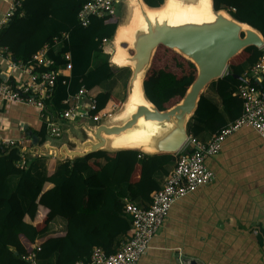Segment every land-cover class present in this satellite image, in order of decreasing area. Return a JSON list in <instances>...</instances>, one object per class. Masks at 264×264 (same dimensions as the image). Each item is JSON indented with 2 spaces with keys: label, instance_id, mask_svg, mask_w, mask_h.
I'll use <instances>...</instances> for the list:
<instances>
[{
  "label": "trees",
  "instance_id": "obj_1",
  "mask_svg": "<svg viewBox=\"0 0 264 264\" xmlns=\"http://www.w3.org/2000/svg\"><path fill=\"white\" fill-rule=\"evenodd\" d=\"M19 1L20 7L0 26V47L6 48L12 58L26 61L54 36L69 32V40L61 51L71 52L72 69L68 76H57L50 98L53 110L60 112L67 107L63 101L80 88L89 89L111 77L113 70L108 60L95 68H91V60L95 52L104 51L101 40L112 37L119 21L117 15L92 17L83 27L77 22L83 0ZM144 1L150 6L163 2ZM213 1L216 9H227L234 18L257 28L264 36V0ZM107 52L109 56V48ZM260 53L251 45L228 61L225 74L211 82L220 97L222 111L202 94L187 126L188 135L197 137L203 131L213 134L240 116L243 102L234 92L242 80L233 74L242 76ZM59 54L49 52L55 70L64 65ZM195 75L196 68L190 61L159 46L143 81L145 93L158 109H166L183 96ZM114 101L110 92H99L93 112L110 110ZM46 131L45 121L33 129L41 141L45 140ZM188 152L187 149L178 154ZM175 157L168 153L145 155L138 150H99L72 161H60L52 172L43 174L38 158L21 155L16 147L0 145V264H27L22 256L30 253L36 237L47 230L55 216L66 220V230L62 236L37 243L41 247L37 257L43 264L86 261L95 246H101L106 253L114 252L122 237L130 234V218L124 212L123 199L147 205L150 194L161 184L155 173L167 175L166 166ZM22 160L26 168L16 165ZM45 182L52 186L43 190ZM39 206L47 209L42 220L36 224L25 221V216L34 219ZM55 252L53 263L49 258Z\"/></svg>",
  "mask_w": 264,
  "mask_h": 264
},
{
  "label": "crops",
  "instance_id": "obj_2",
  "mask_svg": "<svg viewBox=\"0 0 264 264\" xmlns=\"http://www.w3.org/2000/svg\"><path fill=\"white\" fill-rule=\"evenodd\" d=\"M5 5L0 1V20ZM106 55L95 52L91 68L108 60ZM4 69L5 64L0 61V70ZM112 70L110 78L89 89L96 95L110 92L115 99L121 98L115 89L117 76L123 71ZM206 97L222 111L215 87ZM116 105L112 102L110 108ZM24 107L27 106L0 102V134L19 136V130L35 134L33 129L40 126L41 119L35 109ZM211 135L203 131L197 137L207 140ZM44 158V163L37 162L43 174L52 172L60 162L54 157ZM206 163L215 174L214 180L174 202L139 264H180L179 259H195L202 264H264V142L251 127L243 125L226 138L221 151L207 158ZM172 167L166 166L168 172ZM165 176L160 171L155 173L159 183ZM51 186L45 182L43 190ZM46 212L45 207L39 206L33 220L28 216L24 220L39 223ZM65 230L66 220L55 216L47 230L36 237L35 244L62 236ZM56 258L55 252L49 260L54 263ZM43 263L40 259L39 264Z\"/></svg>",
  "mask_w": 264,
  "mask_h": 264
},
{
  "label": "built area",
  "instance_id": "obj_3",
  "mask_svg": "<svg viewBox=\"0 0 264 264\" xmlns=\"http://www.w3.org/2000/svg\"><path fill=\"white\" fill-rule=\"evenodd\" d=\"M0 1L6 4L5 13L0 20L1 26L8 21L21 3L19 0ZM122 2L123 0H83L81 10L77 14V22L85 27L92 17L114 15ZM68 38V32L54 36L51 42L44 44L26 61L12 58L6 48L0 47V61L5 64V69L0 71L6 73L5 79L0 77V102L4 105H24L35 109L41 120L45 121L47 131L54 135L47 138L52 141L65 136L67 128L62 127L63 123L84 119L98 121L109 116L114 110L113 107L94 113L95 95L84 87L63 101L67 107L60 112L52 109L50 98L55 91L57 76L59 74L68 76L72 68L70 52L61 51ZM106 42L107 38H103L102 43ZM259 49L261 50L259 57L245 70L243 80L234 92L243 102L240 116L221 127L207 140L189 135L186 145L181 149V151L188 149L189 152L179 154L160 187L150 194L147 205L129 198L123 199L124 212L130 218V234L120 240L117 249L106 253L103 248L95 246L88 260H81L76 264H139L174 202L197 187L205 186L214 180L215 174L208 168L206 160L221 151L227 137L246 125L264 142V45ZM50 50L54 54L60 53L59 56L64 61V65L56 70L52 68ZM19 132L20 135L16 137L0 134V145L4 148L16 147L21 155H25L21 151L29 147L33 139L24 133V130ZM29 155L26 154L31 158ZM18 165L20 168L27 167L23 160L18 161ZM40 249L39 244H33L30 253L22 256V259L27 264H39L37 252Z\"/></svg>",
  "mask_w": 264,
  "mask_h": 264
},
{
  "label": "water",
  "instance_id": "obj_4",
  "mask_svg": "<svg viewBox=\"0 0 264 264\" xmlns=\"http://www.w3.org/2000/svg\"><path fill=\"white\" fill-rule=\"evenodd\" d=\"M139 1L144 7L150 9L161 7L160 5L164 3L163 0L159 6H150L144 0ZM123 3L126 5V0H123ZM210 7L212 15L205 18H173L157 13L149 15L146 11L141 12L142 23L135 26L130 31L127 42L122 43L126 53L128 51L130 54V65H124V67L131 69V75L126 96L118 110L98 121L85 119L71 121L74 129L84 133V139L73 135L67 128L66 140L56 145H51L50 141L39 144V137L28 132L33 141L21 153H29L31 158L34 157L31 153L48 154L59 161L65 159L72 161L99 150L107 152L138 150L145 155L179 153L188 139V122L198 108L204 89L225 74L231 58L248 46L261 48L264 45V36L257 28L237 20L227 9H216L213 0H210ZM115 31L110 43L114 40ZM159 46H164L181 55L196 68V75L183 96L163 110L158 109L147 97L143 85ZM108 63L113 69L123 68L111 62L110 57ZM233 76L242 80L239 75L233 74ZM0 77L5 79L6 73L0 71ZM136 95L145 98L150 109L139 104L125 119L111 120L118 114L126 100ZM140 117H143L145 131L141 136H137L136 144L113 146L111 138L135 126ZM189 264H197V261L191 259Z\"/></svg>",
  "mask_w": 264,
  "mask_h": 264
},
{
  "label": "bare ground",
  "instance_id": "obj_5",
  "mask_svg": "<svg viewBox=\"0 0 264 264\" xmlns=\"http://www.w3.org/2000/svg\"><path fill=\"white\" fill-rule=\"evenodd\" d=\"M161 7L150 9L144 7L139 0H126V7L128 13L124 16L118 24L114 40L109 45L110 60L118 66H129V56L126 53V48L122 45L123 42H127L130 31L137 25L142 23L141 12L145 11L149 15L157 13L161 16L173 17V18H186V17H209L212 15L210 11V0H164ZM214 16V14H213ZM142 104L145 107H149L148 101L141 96L129 97L126 103L120 109L116 116H113L111 120H123L127 116L131 115L135 111V107ZM150 109V107H149ZM143 117H140L135 126L127 131L122 132L119 135H115L111 138V144L113 146H131L136 144L137 136H141L144 131V125L142 123Z\"/></svg>",
  "mask_w": 264,
  "mask_h": 264
},
{
  "label": "rangeland",
  "instance_id": "obj_6",
  "mask_svg": "<svg viewBox=\"0 0 264 264\" xmlns=\"http://www.w3.org/2000/svg\"><path fill=\"white\" fill-rule=\"evenodd\" d=\"M127 13H128V10H127V7H126V5L123 3V4H121L120 5V8H119V10L117 11V14H118V18H120L119 20H121L124 16H126L127 15ZM106 56H108V55H106ZM248 68V67H247ZM246 68V69H247ZM123 71V72H122ZM122 74H121V76L120 75H118L117 76V79H116V82L118 83V85L116 86V91L115 92H117V94H120L121 95V98H119V97H117L118 99H116V101H114V103H116V104H118V105H116L115 106V109H114V111L113 112H116L117 110H118V108L121 106V103H122V101L124 100V98H125V96H126V93H127V84H128V80H129V77H130V75H131V69L130 68H128V67H123L122 68ZM244 72H245V70H244ZM244 74V73H243ZM242 77V80H243V75L241 76ZM122 83H124V87H123V84ZM213 87H214V84L213 83H210L205 89H204V91H203V95H205V96H209L210 94H211V92H212V90H213ZM125 88H126V90H125ZM124 97V98H123ZM122 99V100H121ZM28 107V106H27ZM29 108H31V107H29ZM41 119V118H40ZM191 120V119H190ZM190 120H189V122H188V124L190 123ZM44 120H41V122H43ZM62 127L63 128H69V130H70V132L73 134V135H75V136H77L78 138H83L84 137V133L81 131V130H79V129H74L73 128V126H72V124L69 122V123H63L62 124ZM36 135V134H35ZM64 135H66V134H64ZM38 136V135H37ZM54 135L48 130V131H46V135H45V140H43V141H41V139L39 138V144H42L43 142H45V141H50V144H58V143H60V142H62V141H64V140H66V138L65 137H61V138H59V139H54L53 141L52 140H49V139H47V138H52ZM189 136V135H188ZM13 137H16V136H13ZM39 137V136H38ZM84 139V138H83ZM33 141V140H32ZM56 142V143H55ZM187 143V142H186ZM186 144H184V146H185ZM183 146V147H184ZM182 147V148H183ZM23 151H24V149H23ZM175 154V160L173 161V163H172V165H174L175 164V162H176V160L178 159V157H179V154L176 152V153H174ZM31 155L32 156H34L35 158H38V160H37V162H40V163H44V161H43V158L44 157H52L51 155H39V156H42V157H39V156H37V155H35V154H32L31 153ZM30 156V155H29ZM47 159V158H46ZM44 160H45V158H44ZM55 161H57V162H59V160L58 159H56ZM16 165L17 166H19L18 165V163H16ZM179 259V258H178ZM180 261V264H189V260L188 259H179ZM197 264H202L200 261H198L197 260Z\"/></svg>",
  "mask_w": 264,
  "mask_h": 264
},
{
  "label": "clouds",
  "instance_id": "obj_7",
  "mask_svg": "<svg viewBox=\"0 0 264 264\" xmlns=\"http://www.w3.org/2000/svg\"><path fill=\"white\" fill-rule=\"evenodd\" d=\"M121 4H122V3H121ZM119 8H120V7H119ZM119 8H118V10H119ZM118 10H117V11H118ZM114 15H117V16H118L117 12H116V14H114ZM98 18H101V17H98ZM119 19H120V18H119ZM83 27H84V26H83ZM63 32H67V31H63ZM61 33H62V32H61ZM68 33H69V32H68ZM102 39H103V38H102ZM68 40H69V38H68ZM68 40H67V41H68ZM110 40H111V38H110V39L107 38V42L104 44L105 47H104V51H103V52H105V53H107V54H108V52H107V48H108V47H106V45H107V44H110ZM67 41H66V42H67ZM101 41H102V40H101ZM66 42H65V43H66ZM63 46H64V45H63ZM61 49H62V47H61ZM66 51H68V50H66ZM69 52H70V51H69ZM70 54H71V52H70ZM108 59H109V56H108ZM71 62H72V56H71ZM71 69H72V68H71ZM70 72H71V70H70ZM68 75H70V73H69ZM66 76H67V75H66ZM84 88H85V87H84ZM86 89L91 91V89H88V88H86ZM91 92H92V91H91ZM92 93H93V92H92ZM93 94L95 95V98H96V94H95V93H93ZM113 109H115V106H114ZM113 111H114V110H113ZM112 113H113V112H112ZM30 136H31V135H30ZM31 137H32V136H31ZM64 137L67 138L66 135H65ZM32 139H33V138H32ZM180 151H181V150H180ZM180 151H179V152H180ZM33 158H34V157H33ZM124 237H125V236H124ZM124 237H123V238H124ZM123 238H122V239H123ZM119 242H120V241H119ZM39 245H40V244H39ZM99 247H101V246H99ZM101 248H102V247H101Z\"/></svg>",
  "mask_w": 264,
  "mask_h": 264
}]
</instances>
